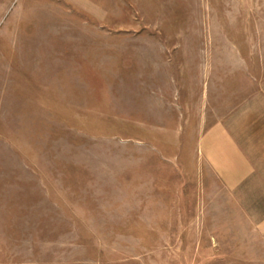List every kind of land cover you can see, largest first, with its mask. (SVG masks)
Returning a JSON list of instances; mask_svg holds the SVG:
<instances>
[{"label":"rangeland","instance_id":"obj_1","mask_svg":"<svg viewBox=\"0 0 264 264\" xmlns=\"http://www.w3.org/2000/svg\"><path fill=\"white\" fill-rule=\"evenodd\" d=\"M263 85L264 0H0V264H264L196 151Z\"/></svg>","mask_w":264,"mask_h":264},{"label":"crops","instance_id":"obj_2","mask_svg":"<svg viewBox=\"0 0 264 264\" xmlns=\"http://www.w3.org/2000/svg\"><path fill=\"white\" fill-rule=\"evenodd\" d=\"M196 151L226 190L241 189L252 198L248 203L264 204V85L224 121L201 132ZM262 210L254 223L260 234H264Z\"/></svg>","mask_w":264,"mask_h":264}]
</instances>
